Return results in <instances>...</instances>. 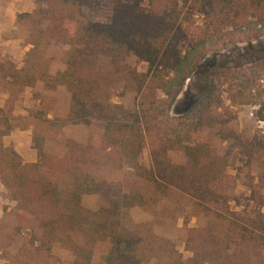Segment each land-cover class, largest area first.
<instances>
[{"label": "trees", "instance_id": "trees-1", "mask_svg": "<svg viewBox=\"0 0 264 264\" xmlns=\"http://www.w3.org/2000/svg\"><path fill=\"white\" fill-rule=\"evenodd\" d=\"M86 1L32 0L33 11L16 18L30 46L22 67L0 61V88L10 97L37 82L45 91L66 89V111L48 125L100 128L96 144L67 140L61 156L34 131L36 160L24 163L2 144L16 127L0 108V184L14 204L6 247L27 233L13 255L0 242L4 264H51L54 249L70 252L69 264H92L98 247L101 264H264V193L251 189L248 215L232 211L219 189L229 160L218 152L231 142L244 166L264 159V130L244 140L229 126L231 113L218 112L222 93L231 105L264 111V60L254 46L237 51L241 63L207 66L210 56L264 39V0H116L108 24L82 18ZM50 46L67 48L65 68L54 75L45 63ZM130 56L145 72L127 65ZM125 92L135 95L131 111L112 102ZM171 151L185 162L173 164ZM89 195L98 196L95 210L82 204ZM167 202L187 203L204 219L185 229V259L147 223L123 222L132 208Z\"/></svg>", "mask_w": 264, "mask_h": 264}, {"label": "rangeland", "instance_id": "rangeland-1", "mask_svg": "<svg viewBox=\"0 0 264 264\" xmlns=\"http://www.w3.org/2000/svg\"><path fill=\"white\" fill-rule=\"evenodd\" d=\"M116 0H87L82 7V18L85 21L108 24L110 22L112 7ZM18 37L26 39L27 32L21 26ZM25 44V40H24ZM260 50L257 59L264 60V39L258 43L238 44L225 53L210 56L207 66L217 69L221 65L232 66L238 60L237 51H251L252 47ZM260 47V48H259ZM26 54V53H25ZM25 54L18 59L10 61L18 68H21L25 59ZM67 48L62 46H50L45 51V59L48 73L54 75L58 71L64 70ZM4 61V60H0ZM245 62V61H244ZM243 62V63H244ZM127 65L136 68L138 72H145L146 65L140 63L134 56L126 60ZM215 85L220 92L224 87L219 81ZM186 88L184 89V91ZM183 95L180 96V99ZM135 95L132 92H125L121 99L113 97L112 102L123 106L131 111L134 108ZM222 107L218 112L225 109L232 115L230 128L240 135L244 140H250L254 135L262 133L264 130V111L258 113V105L235 106L231 105L222 93ZM68 103V93L64 87H58L54 91H45L41 82L35 83L31 88H25L21 96L16 94L10 97L9 91L5 87L0 88V108L5 110L8 120L16 127L8 136L2 138L4 146H12L24 163L35 162V151L31 148V138L34 131L42 138L45 150L55 156H61L64 152V143L71 140L78 143H86L90 140L96 144L100 135L98 125L92 126H66L61 129L54 128L46 121L61 117L66 111ZM35 111H40L41 115H34ZM175 114L176 112L173 111ZM260 122L262 125H260ZM206 135V132H202ZM218 152L226 154L229 160V167L225 171V178L221 181L219 189L228 195L229 208L232 211L248 215L252 209L251 202L246 198L251 189L257 193H264V159L254 162L251 167L244 166V158L238 154V150L231 142H224L218 145ZM168 158L173 164H183L184 156L180 152L171 151ZM142 164H148V152L142 154ZM131 167H126L123 172L128 173ZM82 204L86 209L95 210L98 204L97 195L85 196ZM14 204L7 198L6 192L0 184V242L3 249H8L13 255L18 246L24 243L26 232L20 237H15L16 246L7 248L10 243L9 234L13 227V219L9 214L10 208ZM264 219V208L259 209ZM123 222L127 225L147 223L153 233L161 238L170 240L175 249L185 259L190 255L183 250V237L185 229L201 227L204 219L195 216L187 203L167 202L153 207L132 208L124 215ZM103 252L102 247H98L92 257V264H101L100 257ZM51 264H69L72 261L70 252L63 249L51 251ZM4 253L0 251V264H4Z\"/></svg>", "mask_w": 264, "mask_h": 264}, {"label": "crops", "instance_id": "crops-1", "mask_svg": "<svg viewBox=\"0 0 264 264\" xmlns=\"http://www.w3.org/2000/svg\"><path fill=\"white\" fill-rule=\"evenodd\" d=\"M33 9L32 0H0V60H17L30 49L24 44L25 36L18 37L20 27L16 18L30 14Z\"/></svg>", "mask_w": 264, "mask_h": 264}, {"label": "built area", "instance_id": "built-area-1", "mask_svg": "<svg viewBox=\"0 0 264 264\" xmlns=\"http://www.w3.org/2000/svg\"><path fill=\"white\" fill-rule=\"evenodd\" d=\"M260 125H262V123L260 122Z\"/></svg>", "mask_w": 264, "mask_h": 264}]
</instances>
